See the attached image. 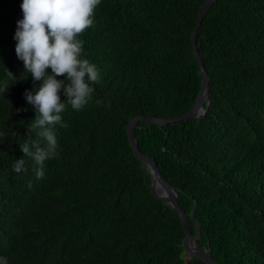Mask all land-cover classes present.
<instances>
[{
  "label": "trees",
  "instance_id": "16d2710c",
  "mask_svg": "<svg viewBox=\"0 0 264 264\" xmlns=\"http://www.w3.org/2000/svg\"><path fill=\"white\" fill-rule=\"evenodd\" d=\"M207 1L101 0L78 37L99 82L82 110L65 100L58 155L37 179L20 146L43 144L24 99L40 82L15 54L21 0H0V256L8 264H204L189 258L179 216L148 188L152 175L127 126L194 107L202 78L192 34ZM196 46L210 77L206 112L162 127L139 121L136 143L175 189L202 249L220 264H264V0L214 2ZM22 158L26 171L16 173Z\"/></svg>",
  "mask_w": 264,
  "mask_h": 264
},
{
  "label": "clouds",
  "instance_id": "9594fccd",
  "mask_svg": "<svg viewBox=\"0 0 264 264\" xmlns=\"http://www.w3.org/2000/svg\"><path fill=\"white\" fill-rule=\"evenodd\" d=\"M100 3L101 0H21L22 18L16 21L13 36L15 54L33 82H40L34 91L26 90L24 99L36 113L30 131L35 130L43 144L34 139L20 147L24 156L37 165V179L45 175V162L58 155L55 126H67L61 116L65 100L73 110H82L92 100L93 85L99 82L100 72L83 58L84 42L78 37L93 25L94 11ZM13 171H26L23 158L15 161ZM0 264H8L7 259L0 256Z\"/></svg>",
  "mask_w": 264,
  "mask_h": 264
},
{
  "label": "water",
  "instance_id": "95a60500",
  "mask_svg": "<svg viewBox=\"0 0 264 264\" xmlns=\"http://www.w3.org/2000/svg\"><path fill=\"white\" fill-rule=\"evenodd\" d=\"M217 0H208L201 8L198 18H197V26L193 31L192 34V43H193V54L194 57L199 64L200 70H201V88L199 91V95L197 98V101L194 105V107L189 110L187 113L184 115L177 117L175 119H160V118H155V117H142V116H134L130 119L129 124L127 126V131H128V136H129V142L130 145L136 155V157L140 160V162L143 165V170L146 171V169H149L151 175H152V180L150 183L146 181V184L150 191L153 193V195L159 199L160 201L168 204L172 210L179 216L182 225L184 227L186 237L183 241V247L185 252L188 254L189 258L198 260L204 264H220L214 258L211 256L210 251L204 250L200 247L199 245V233L195 236H193L190 228V224L188 221V216L183 212L179 205L178 201V194L176 193L175 189L170 185L168 182H166L159 171V168L156 164V162L151 159L150 157H147L143 155L136 143L135 135H134V130L139 121H143L147 124L151 125H157L162 127L163 125H166L168 123H173L181 120H186V119H196L202 116L205 112L206 109L210 103V77L206 72L203 60L198 52L197 46H196V38H197V31L198 28L210 9V7L216 2ZM195 209L196 205L191 213V217L193 220L196 222L195 218ZM197 229L200 228V225L196 222Z\"/></svg>",
  "mask_w": 264,
  "mask_h": 264
},
{
  "label": "rangeland",
  "instance_id": "374dc122",
  "mask_svg": "<svg viewBox=\"0 0 264 264\" xmlns=\"http://www.w3.org/2000/svg\"><path fill=\"white\" fill-rule=\"evenodd\" d=\"M186 259L188 258V256L185 257Z\"/></svg>",
  "mask_w": 264,
  "mask_h": 264
}]
</instances>
